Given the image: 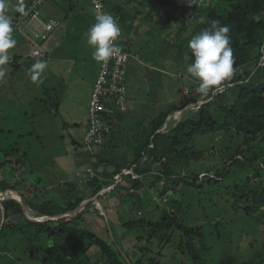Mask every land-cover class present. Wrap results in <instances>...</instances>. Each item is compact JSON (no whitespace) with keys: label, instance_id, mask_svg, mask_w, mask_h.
I'll list each match as a JSON object with an SVG mask.
<instances>
[{"label":"rangeland","instance_id":"374dc122","mask_svg":"<svg viewBox=\"0 0 264 264\" xmlns=\"http://www.w3.org/2000/svg\"><path fill=\"white\" fill-rule=\"evenodd\" d=\"M112 1L113 9L117 10L121 2L122 9L130 11V17L124 19V26L131 27L125 37L127 47L130 44L133 51L127 67L129 109L122 114L123 119L115 133L107 138L112 139L111 153L102 150L103 155L99 158L95 156L93 160L99 163L101 159L112 158L113 165L106 167L107 171L115 169L116 163L121 166L129 164L134 158L133 145L149 138L153 119L173 107L183 93H188L198 84L186 70L191 63L188 43L194 35L190 6L174 10L170 5L157 17L148 15L149 8L141 5V0ZM193 1L204 7L214 6L213 0ZM7 2L10 12L12 6L9 0ZM39 10L45 20L57 18L63 25L43 43L49 50V56L40 59L47 62L41 77L43 83L29 81L30 92L38 99L31 107L23 104L24 97L19 100L18 96L14 98L10 95L0 100V149L11 153L5 171L13 174L21 192L34 197L36 201H42L35 197L36 191L53 188L50 178L63 182L67 177L75 184L85 183L82 174L89 165L91 154L83 147V138L87 129L90 95L101 65L92 59L94 49L87 45L85 37L87 30L95 23L96 14L91 0H44ZM67 13L69 19L66 18ZM138 14L139 17H136ZM197 14L204 16V11L199 10ZM10 19L13 26L12 15ZM256 68L255 63L247 67L252 74ZM233 99L230 98V102ZM25 101L29 102L30 98ZM198 105L170 112L160 131L167 133L181 120L196 114ZM75 121L78 126L74 124ZM260 146H264V133L254 137H245L235 130L193 133L179 148L189 159L187 170L190 175L204 172L212 176L225 172V175L213 182L201 180L193 187L188 186L179 174L184 160L176 159L173 165L177 177H163L162 180L156 177L160 176L161 164L155 163L151 169V179L146 182L149 189L147 196H151V202L139 215L147 214L157 219L163 209L174 210L176 202L180 205L177 215L181 221L188 226L201 228L204 233L203 238H196L194 246L208 264H216L227 255L241 261L249 260L258 250H263L264 220L260 216L264 207L256 205L247 211L246 206L251 204L246 203L247 198L245 195L243 197L242 191L254 186L253 183L264 185V148L255 164L248 163L249 160L229 164L242 151ZM24 151L28 152L25 158ZM62 172L65 175H61ZM102 178L107 181L101 190L106 191L104 201L92 197L94 201L89 209L104 214L107 213L104 204H107L117 223L115 210L119 201L114 191L115 178L108 179L106 174ZM173 179L178 182L177 185ZM154 181L157 186L153 185ZM161 181L165 184L160 185ZM8 190L7 199L20 201L21 195L17 196L13 189ZM5 192L0 189V195ZM133 192L136 193L135 190ZM26 213L30 218H40L27 204ZM118 227L116 231L121 237L129 234L126 228ZM101 231L104 232V229ZM126 240L133 241V238ZM178 242V239L163 237L160 242L155 241L154 254H158L163 264H189L190 260ZM19 255L20 252H9L5 262L35 264L34 256L22 255L19 260ZM89 257L90 264H104L98 248L91 249Z\"/></svg>","mask_w":264,"mask_h":264},{"label":"trees","instance_id":"16d2710c","mask_svg":"<svg viewBox=\"0 0 264 264\" xmlns=\"http://www.w3.org/2000/svg\"><path fill=\"white\" fill-rule=\"evenodd\" d=\"M32 1L24 0L26 10L29 9ZM105 2L110 10L121 14L124 26V19L130 17V11L123 10L121 2H119L121 5L117 2L119 6H116L117 10L112 8L114 5L112 0H105ZM213 2V7H204L193 0L140 1L141 5L149 8L148 15L157 17H160L161 11L170 5L174 10L190 6L191 16L194 19V35L201 29L210 27L214 20L221 26L227 25L230 29L229 36L235 62L232 77L224 81L218 89L203 96L198 93L197 84L188 93H183L173 107L154 118L149 138L141 144L133 145L134 158L129 164L121 166L116 163L115 169L107 171L105 168L113 165L112 158L101 159L99 163L93 161L95 156L101 157L103 151L111 153L112 139L107 140V138L115 133L123 119L125 112L119 111L115 113L117 121L112 123V131L107 136L105 144L97 149L95 154L88 151L91 154V160L86 168L92 166L98 175L80 185L67 177L63 182L50 178L53 183L51 190L35 192V197L41 198L42 201H36L34 197L20 191L13 174L5 171V167H8L7 158L11 153L0 149V189L2 191L17 190L27 206L40 217L70 213L59 218L38 221L27 216L26 209L19 200L13 198L1 200L0 264H7L5 257L9 252H20L21 255L17 257L19 260L22 259V255L34 256L35 264H90L89 251L93 248H98L104 264H163L158 254H154L153 249L155 241L160 242L163 237L179 240L178 245L190 260L189 264H208L194 246L196 238H203L204 233L201 228L188 226L181 221L177 215L180 211L179 204L175 202V209L172 211L163 209L161 216L157 219L147 214L139 215V213L151 202V196H147L149 189L146 187V182L151 179V169L155 163L161 164L160 176L157 175V179L163 177L169 179L178 176L173 171L176 159L184 160L179 174L188 186L193 187L197 186L201 180L213 182L225 175V172H217L214 176L208 172L190 175V171L187 170L189 159L184 157L183 151L179 148L184 146L193 133L235 130L245 137L264 133V65L261 64L264 48V0H213ZM9 3L12 11L8 14L13 16L15 23L23 15L14 10L17 0H9ZM199 10L204 11V16L197 14ZM68 15L69 13L66 14V18ZM136 17H139V14ZM170 18L172 19L171 15ZM129 28L131 29L124 26L125 33L130 31ZM15 30L19 29L13 28V31ZM128 50L133 51L131 47ZM188 51L190 52L189 49ZM252 63L257 65L254 74L247 69ZM230 98H234L233 102H230ZM200 101L205 102L199 106ZM190 105L199 106L196 114L181 120L167 133L160 131L170 112L185 110ZM263 148L264 146L249 147L246 152L242 151L240 156L234 157L229 165L242 160H249L248 163L255 164L261 158L259 153ZM15 150L13 149V152H16ZM24 152L25 158L28 152ZM2 157L4 159H1ZM170 162L172 164L169 165ZM125 168H133L137 174L143 175V178L134 179L130 174L123 173ZM105 174L108 179H113L118 174L122 176L121 183L114 189L119 201L115 210L119 222L116 223L109 207L104 204L110 226L106 215L99 213L98 210L89 209L93 201L89 202L82 211L74 213L85 200L98 195L103 189L105 182L107 183L102 178ZM61 175L65 173L62 172ZM154 182L153 185L157 186L156 181ZM173 183L177 185L178 182L173 179ZM164 184L165 182L161 181L160 185ZM253 185L242 191L243 197L245 195L247 198L246 203L251 204L246 206L247 211L252 210L256 205L264 207V185L254 183ZM99 198L104 201L102 195ZM260 217L264 220V210ZM118 226L126 228L129 234L121 237L116 231L119 230ZM129 235L131 237H128ZM129 238H133V241L126 240ZM262 247L263 250H258L247 261L227 255L216 264H264V241Z\"/></svg>","mask_w":264,"mask_h":264},{"label":"clouds","instance_id":"9594fccd","mask_svg":"<svg viewBox=\"0 0 264 264\" xmlns=\"http://www.w3.org/2000/svg\"><path fill=\"white\" fill-rule=\"evenodd\" d=\"M14 10L27 15L24 0H17ZM7 0H0V79L6 75L3 66L10 62L9 50L16 46L13 39V27ZM117 19L110 13H98L95 23L85 33L86 43L93 50L92 59L97 63H106L119 55L122 49L115 41L120 35ZM230 29L221 26L218 21H212L210 27L201 29L188 43L191 63L187 65V72L198 81V93L207 96L218 89L221 84L233 75L234 56L231 47ZM47 68L46 61H37L29 69L31 80L41 84L42 75Z\"/></svg>","mask_w":264,"mask_h":264},{"label":"built area","instance_id":"2783aa9c","mask_svg":"<svg viewBox=\"0 0 264 264\" xmlns=\"http://www.w3.org/2000/svg\"><path fill=\"white\" fill-rule=\"evenodd\" d=\"M44 0H33L27 10L28 14L23 15L12 26L14 29H21L24 26L28 28L32 36L34 47L31 55L39 59H46L49 56V50L43 45L54 32L62 27V21L57 18L45 20L39 10ZM95 14L110 13L119 24L120 35L115 41L122 51L119 55L111 58L106 63H101L98 76L96 78L93 90L90 95L88 108V127L83 138L84 148L92 154L102 147L106 138L112 131V123L117 121L115 113L126 112L129 109L128 94V72L127 67L131 59V52L127 47L126 33L123 27V19L120 13L110 10L105 0H91ZM261 64L264 65V48ZM205 101H200V104ZM123 173L130 174L134 179L141 178L133 168H126ZM93 167H88L82 174V180L87 182L97 176ZM122 181L121 174L115 176V183ZM114 185H117L115 184ZM134 190L132 189V192ZM106 191H100L97 195L103 196Z\"/></svg>","mask_w":264,"mask_h":264},{"label":"crops","instance_id":"0c3cea01","mask_svg":"<svg viewBox=\"0 0 264 264\" xmlns=\"http://www.w3.org/2000/svg\"><path fill=\"white\" fill-rule=\"evenodd\" d=\"M67 18L69 19L70 17ZM12 37L16 40L17 43L13 49L9 50L10 62L7 65L3 66L4 68H6L7 72L4 78L0 79V100L3 98V96L10 95H12L14 98L18 96L19 100H21L20 97H24L22 99L23 104L25 106L31 107L33 102L38 99V97H36L33 92H30V84L33 81L31 80L29 69L35 62L41 60L31 55V50L34 47V44L32 43V36L27 27L24 26L19 30L13 31ZM128 48L130 49V44H128ZM26 98H30V101L26 102ZM0 105L1 109L2 104L0 103ZM25 114L28 115V112H25ZM74 124L78 126V123L76 121L74 122Z\"/></svg>","mask_w":264,"mask_h":264},{"label":"water","instance_id":"95a60500","mask_svg":"<svg viewBox=\"0 0 264 264\" xmlns=\"http://www.w3.org/2000/svg\"><path fill=\"white\" fill-rule=\"evenodd\" d=\"M12 191H14L17 195H19L20 196V194H19V192L18 191H16V190H12ZM9 190H7L3 195H0V201L1 200H3V199H7V197H8V195H9ZM94 199H98V196H95V197H93ZM93 198H89V199H87V200H85L75 211H74V213H77V212H80V211H82L84 208H85V206L89 203V202H92V201H94V199ZM20 202L22 203V206H23V208H25L26 209V203H25V201H24V198L22 197V196H20ZM104 214H106V218H107V223H108V225L110 226V220H109V217H108V214L107 213H104ZM65 215H69V213H64V214H59V215H55V216H44V217H40V218H38V219H36V218H30V219H33V220H38V221H45V220H50V219H54V218H59V217H61V216H65Z\"/></svg>","mask_w":264,"mask_h":264},{"label":"bare ground","instance_id":"6f19581e","mask_svg":"<svg viewBox=\"0 0 264 264\" xmlns=\"http://www.w3.org/2000/svg\"><path fill=\"white\" fill-rule=\"evenodd\" d=\"M16 195V194H15ZM18 196V195H17Z\"/></svg>","mask_w":264,"mask_h":264}]
</instances>
